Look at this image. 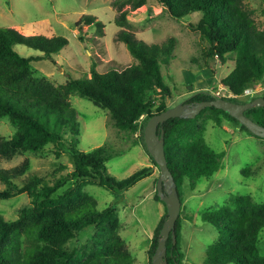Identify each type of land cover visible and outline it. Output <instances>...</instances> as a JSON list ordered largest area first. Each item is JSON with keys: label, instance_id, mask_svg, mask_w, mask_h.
Here are the masks:
<instances>
[{"label": "trees", "instance_id": "1", "mask_svg": "<svg viewBox=\"0 0 264 264\" xmlns=\"http://www.w3.org/2000/svg\"><path fill=\"white\" fill-rule=\"evenodd\" d=\"M145 1L136 0L133 8L139 9ZM156 1L175 19L194 12L202 13L192 28L209 44L206 56H216L222 62L234 56V68L221 84L235 97L224 99L248 102L240 101L239 97L246 89H255L264 76V28H257L243 0ZM262 11L264 14V8ZM81 23L90 25L99 35L104 34V24L93 15L82 16L76 25ZM116 23L128 26L126 12L119 14ZM118 40L126 45L136 63L104 73L97 72L93 65L89 78H71L55 86L46 78L36 77L31 62L52 59L68 45V39L64 36H26L12 27L0 28V119L8 117L17 126L9 139L0 140V184L9 189L0 192V196L7 199L25 193L32 198V206L23 209L15 220L9 221L0 215V264H81L84 257V264H133L134 258L115 226L116 209L99 210L97 200L83 188L91 184L125 192L149 177L153 167H142L118 180L107 170V163L118 154L105 146L89 152L78 149L75 145L79 123L69 98L76 95L108 110L113 125L121 131L140 130L147 151L144 143L147 121L172 107L165 102L170 88L164 80L162 66L169 64L173 41L146 44L124 29L118 32ZM16 45L41 55L22 56L15 50ZM215 98L213 92L201 91L189 100ZM205 110L216 124H220L223 117L240 124L223 110L207 107L194 119L171 118L161 125L168 167L181 202L185 180L193 184L201 177L212 176L222 166L224 152L211 149L204 138L200 118ZM245 115L264 126V106L248 109ZM241 128L253 135L245 126ZM68 133L73 138L68 151L74 160V170L52 186L43 184L35 174L20 180L23 176L20 167L7 169L1 165L2 160L10 158L17 150L35 152L50 142L62 146ZM150 159L154 167H158ZM70 181L72 185L58 194V190ZM154 197L164 205L157 192ZM181 214L175 224V242L172 236L167 241L168 264H183ZM166 217L165 207L147 251L149 264H152L151 257ZM185 217L193 219L192 215ZM201 220L211 224L218 235L207 248L203 264H264V254L258 245L259 234L264 229V203L254 202L249 195H234L226 206L202 213ZM91 228L97 232L91 237L88 252L66 248L71 239Z\"/></svg>", "mask_w": 264, "mask_h": 264}, {"label": "rangeland", "instance_id": "2", "mask_svg": "<svg viewBox=\"0 0 264 264\" xmlns=\"http://www.w3.org/2000/svg\"><path fill=\"white\" fill-rule=\"evenodd\" d=\"M135 1L0 0V28L12 27L26 36H64L68 39V45L52 59L31 62L35 76L46 78L55 86L65 84L71 78H89L93 65L97 72L104 73L136 63L126 45L118 40V32L124 29L146 44L173 41L169 64L162 66L164 80L170 88V96L165 98L168 106L181 103L201 91L226 93L221 82L233 70L234 56H228L225 62L216 56H206L209 44L192 28L202 13L194 12L175 19L156 0H146L139 9L133 8ZM243 4L251 12L257 28H264V0H243ZM121 12H126L128 26L117 25L116 19ZM88 14L104 24L103 35L88 24L76 25L82 16ZM14 48L25 57L41 55L22 45ZM255 87L254 94L242 95L239 100L264 97V76ZM69 102L79 123L75 146L85 152L105 146L118 154L107 163L111 176L120 180L142 167H153L149 177L125 192L91 184L83 188L97 200L99 210L116 209L115 226L134 258L133 264H149L147 251L154 230L165 213V206L154 197L159 168L152 164L140 130L117 129L109 111L87 99L72 95ZM204 112L200 123L204 126L205 141L214 151L224 152V156L221 168L212 176L201 177L193 184L185 180L182 185L180 246L184 254L183 264H203L207 248L218 238L216 229L201 220L202 213L226 206L234 195H249L254 202L264 203V139L251 135L240 124L224 117L220 124H216L208 117L209 111ZM16 129L8 117L1 118L0 140L9 139ZM72 140L68 133L62 146L50 142L35 152L17 150L10 158L2 160L1 165L7 169L20 167L23 173L20 180L35 174L43 184L52 186L74 170V160L68 151ZM71 185V181L66 183L58 194ZM8 190L6 185L0 184V192ZM30 206L32 198L25 193L7 199L0 196V215L6 220H15L23 209ZM187 215H192L193 219H186ZM96 232V229H87L71 239L66 248L88 252L91 237ZM258 245L264 254V229L259 234Z\"/></svg>", "mask_w": 264, "mask_h": 264}, {"label": "water", "instance_id": "3", "mask_svg": "<svg viewBox=\"0 0 264 264\" xmlns=\"http://www.w3.org/2000/svg\"><path fill=\"white\" fill-rule=\"evenodd\" d=\"M264 97H257L245 103H237L224 98H215L193 103H178L167 110L154 114L144 128V143L149 156L157 164L160 175L156 184V192L166 207L167 217L159 232L157 247L151 257L152 264H168L167 241L170 236L175 242V224L181 213V200L176 182L169 170L164 143V131L161 125L171 118L194 119L207 107L223 110L245 126L254 136L264 139V126L245 115L248 109L263 107Z\"/></svg>", "mask_w": 264, "mask_h": 264}, {"label": "built area", "instance_id": "4", "mask_svg": "<svg viewBox=\"0 0 264 264\" xmlns=\"http://www.w3.org/2000/svg\"><path fill=\"white\" fill-rule=\"evenodd\" d=\"M222 89H224L226 91V93L221 94L220 91H217V92H214L213 94L215 96L219 97V98H234L235 97L231 92L227 91L226 88H222ZM254 90L255 89L248 88V89H246L244 91V94L243 95L244 96H248V95L254 94L255 93Z\"/></svg>", "mask_w": 264, "mask_h": 264}, {"label": "flooded vegetation", "instance_id": "5", "mask_svg": "<svg viewBox=\"0 0 264 264\" xmlns=\"http://www.w3.org/2000/svg\"><path fill=\"white\" fill-rule=\"evenodd\" d=\"M189 99L190 98H188L187 100L183 101V103H193V102H195V101H190Z\"/></svg>", "mask_w": 264, "mask_h": 264}, {"label": "clouds", "instance_id": "6", "mask_svg": "<svg viewBox=\"0 0 264 264\" xmlns=\"http://www.w3.org/2000/svg\"><path fill=\"white\" fill-rule=\"evenodd\" d=\"M225 88V87H224ZM217 98H219V97H217ZM251 101V100H250ZM141 119H143V117L141 118Z\"/></svg>", "mask_w": 264, "mask_h": 264}]
</instances>
